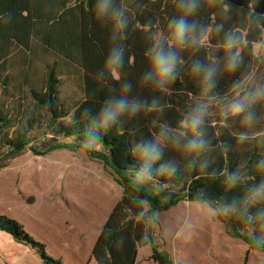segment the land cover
Listing matches in <instances>:
<instances>
[{
  "label": "trees",
  "instance_id": "16d2710c",
  "mask_svg": "<svg viewBox=\"0 0 264 264\" xmlns=\"http://www.w3.org/2000/svg\"><path fill=\"white\" fill-rule=\"evenodd\" d=\"M21 0H17L16 6L8 8L10 17H17V10H26V5ZM87 2L88 13L95 17L93 3L94 0H80ZM15 2V0H13ZM68 2V1H67ZM63 3L66 6V3ZM128 14L133 24L126 33V47L131 57V63L126 64L122 75L124 79L133 83V96L139 98H151V93L137 85L140 75L145 71L144 52L146 48V34L153 30L162 29L167 22V18L173 14L172 0H124ZM113 6L118 4V0H112ZM230 5V13L227 16L217 8H205L202 6L200 19L203 23L215 25L223 23L224 29H238L244 36V46L242 55L244 64L240 72L250 71L256 75V56L254 54V43L264 44V19L257 22H249V13L254 10L256 14L264 15V0H225ZM78 4V3H77ZM31 15V14H29ZM29 16H26L28 19ZM84 37L69 38L56 37V50L64 56L76 59L85 68L86 80L85 91L87 97H80L70 101L68 97H61L59 94L60 78L56 70L51 71L47 83L41 76L39 70L35 80L28 77V68L35 65L36 56L31 55L32 64L16 73V82L21 88L27 87L20 92V97L31 94L32 102L26 103V97L20 98V108L17 114L9 112L7 104L0 100V169L7 166L12 159L26 151H32L37 155H45L52 150L67 148L76 150L85 147L94 157H100L108 164L116 174V180L123 186V194L119 201L111 210L101 233L93 247L91 257H94L99 264H136L139 248L150 242L153 253L152 257L159 264H175L170 253L162 250L161 246L153 240L152 225L158 222L157 212L167 211L176 206L182 200L198 201L197 195H205L211 200L222 202L231 200L237 192H225L222 184V177H213L204 172L194 170H183L178 176L166 178L164 182L169 184V189L161 191L159 195L149 190H141L147 203L141 208L138 203V193L132 187V180L127 171L128 165L134 163L130 154V146L134 140L141 136L148 135L153 131L151 121L155 118V113H141L139 116L125 123L124 128L118 130L113 127L102 137L99 144L103 150H96L86 147L83 144V133L87 127V121L82 117L84 108H89L95 112L109 94L108 88H101L96 79L95 73L101 68L104 58L109 48L108 29H97L95 26ZM221 36L223 33L220 34ZM220 36L212 34L209 43L196 53H183L185 65L182 69L181 77L171 86L170 94H164L162 102H167L163 116L160 118L173 126L176 125L184 111L192 104L199 93L198 81L188 71L193 59L205 60L219 57ZM29 46L30 38L27 36L1 37L0 36V95L7 91L11 81L10 68L22 57L27 61V55L12 53L13 45ZM74 48L76 52H74ZM235 76L218 80L217 92L224 94L230 87ZM258 80L260 74L256 76ZM25 85V86H24ZM113 87L119 88L115 82ZM7 93V92H6ZM46 112L50 118V128L56 126V139H51L43 145L32 142L31 133L35 129L38 113ZM264 115V113H261ZM74 116V122H73ZM218 115L215 111L209 117V126L206 133L209 137L213 134V145L227 144L230 146L227 152H222L219 148L213 153L216 155V166L220 168H233L240 165L244 168L247 180L251 182L253 178L259 180L261 175L255 170L257 160L264 158V144L245 143L238 144L233 133L240 131L238 125H232L229 129H220L217 125ZM264 126V119L258 127ZM73 137L72 141H64L59 137ZM163 179V178H161ZM169 193H171L169 195ZM146 204L148 209H146ZM225 224L229 235L240 238L248 243L250 249L255 236L260 231L256 225L247 226L243 221L235 218L219 217ZM152 221L149 223V221ZM0 229L6 230L14 237L36 248L48 264H66L60 258H55L48 254L46 246L41 241L34 238L15 218L7 215H0ZM251 229V231H250ZM147 234V241L143 239ZM253 240H249V236ZM257 250V249H255ZM260 251H264L261 249ZM249 251L246 254L248 260Z\"/></svg>",
  "mask_w": 264,
  "mask_h": 264
},
{
  "label": "clouds",
  "instance_id": "9594fccd",
  "mask_svg": "<svg viewBox=\"0 0 264 264\" xmlns=\"http://www.w3.org/2000/svg\"><path fill=\"white\" fill-rule=\"evenodd\" d=\"M172 5L173 14L167 18L166 25L146 34V66L136 86L149 91V99L133 96V83L122 75L126 64L131 63L125 41L127 30L133 24L124 0H118L115 7L112 0H94L95 18L109 32V48L95 79L101 88L110 91L95 112L83 109L81 115L87 121L83 144L94 146L111 128L123 129L127 121L141 113H155L151 121L153 131L137 138L130 146L134 163L128 165L127 171L141 208L147 203L140 195L141 190L159 195L170 187L164 179L178 176L182 169L200 171L222 177L226 193H238L231 200L222 202L198 194V202L210 216L235 218L247 226L256 225L264 230V158L254 165L261 178H253L249 182L239 164L233 168L216 166L213 153L217 148L227 152L230 146L223 143L213 145L216 134L209 137L206 133V128L213 126L209 124V117L215 111L220 129H229L232 125L241 129L233 133L238 144H264V126L258 127L264 119L261 115L264 113V81L258 80L250 71L240 72L244 64L242 47L245 39L238 29L225 30L223 23L209 25L200 19L202 6L219 7L227 16L230 5L225 0H172ZM248 18L249 22L258 23L264 15L252 10ZM213 33L220 36V56L193 59L188 67L192 77L198 81L197 97L175 126L162 121L160 118L169 106L166 101L162 102L163 95L170 94L171 86L181 77L185 65L182 54H194L203 49ZM237 73L240 75L232 80L227 91L219 94L218 80L231 78ZM114 82L119 85L118 89L113 87ZM72 119L74 122V116ZM143 239L147 241V234ZM249 240H253L251 235ZM251 246L257 250L264 249V231L255 236Z\"/></svg>",
  "mask_w": 264,
  "mask_h": 264
},
{
  "label": "rangeland",
  "instance_id": "374dc122",
  "mask_svg": "<svg viewBox=\"0 0 264 264\" xmlns=\"http://www.w3.org/2000/svg\"><path fill=\"white\" fill-rule=\"evenodd\" d=\"M254 54L256 76L260 74L264 79L263 43H254ZM16 64L10 68L11 81L0 100L8 105L9 112L19 115L20 98L26 97V103H31L33 96L27 92L20 97L23 88L14 78L20 71ZM34 64L27 71L31 80H35L39 70ZM66 88L64 85L63 90ZM68 98L73 101L80 97ZM37 116L32 142L43 145L56 139V126L50 128L49 114L41 112ZM59 138L73 140V137ZM91 147L103 150L99 143ZM0 173L11 177L14 174L18 187L32 201H37L44 218L54 221L56 241L51 248L56 251V257L67 264H98L91 257L92 242L123 194V186L104 160L92 156L85 147L59 148L46 155L29 150L16 157L8 168L0 169ZM156 214L158 222L152 225L153 240L170 253L175 264H243L245 241L229 235L220 218L210 216L198 201L182 200L171 209ZM29 224L35 233L40 231V222L30 219ZM152 253L150 242L141 246L136 264H159ZM250 256L257 264H264V251H251L248 260ZM248 260L245 259L244 264Z\"/></svg>",
  "mask_w": 264,
  "mask_h": 264
},
{
  "label": "crops",
  "instance_id": "0c3cea01",
  "mask_svg": "<svg viewBox=\"0 0 264 264\" xmlns=\"http://www.w3.org/2000/svg\"><path fill=\"white\" fill-rule=\"evenodd\" d=\"M65 2H67L66 6L63 4ZM16 3L17 0L15 2L13 0H0V36L5 38L27 36L30 38L28 47L15 44L12 46V53H21L28 57L27 61L26 59L22 60V57L18 59L16 61L18 66L15 67L20 70L22 67H28L32 64L31 55H34L36 56L34 62L38 66L41 76L45 79V84L50 72L54 71L56 74L57 70L60 78L59 94L61 97H87L84 66L76 59L68 58L56 50V37H84L85 34L91 35L90 32L95 26L97 29L103 27L95 17L88 13L87 2L80 0H23L26 10L18 9L17 17L12 18L9 16L12 12H9L8 8L15 7ZM26 16L29 18L26 19ZM104 29L107 28L103 27ZM75 49L77 48H74V52H76ZM63 84L67 86L65 90H63ZM23 89L28 90L26 86ZM14 159L1 169L8 168ZM114 175L116 178L115 172ZM38 208L37 201H32L27 193L18 187L14 174L11 177V175L0 173V215H7L20 221L34 238L45 244L48 254L60 258L56 257V251L51 248L56 241V225L52 219H45L43 212L39 211ZM30 219L41 223L40 231L36 233L33 231L34 227L29 224ZM102 227L94 237L92 250ZM246 246L245 254H242L243 264L248 251L249 255L251 251H258L250 249L248 243ZM62 261L66 263L64 260ZM0 264L48 263L40 257V252L36 248L16 239L12 233L0 229ZM247 264L257 263L250 256Z\"/></svg>",
  "mask_w": 264,
  "mask_h": 264
},
{
  "label": "water",
  "instance_id": "95a60500",
  "mask_svg": "<svg viewBox=\"0 0 264 264\" xmlns=\"http://www.w3.org/2000/svg\"><path fill=\"white\" fill-rule=\"evenodd\" d=\"M40 257H41L42 259H44L43 256H42L41 254H40Z\"/></svg>",
  "mask_w": 264,
  "mask_h": 264
}]
</instances>
